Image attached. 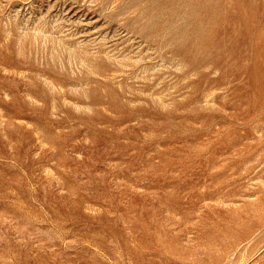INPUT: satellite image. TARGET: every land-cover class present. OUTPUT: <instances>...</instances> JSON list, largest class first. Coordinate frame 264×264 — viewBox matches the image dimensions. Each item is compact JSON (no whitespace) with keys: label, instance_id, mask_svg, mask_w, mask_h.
Returning a JSON list of instances; mask_svg holds the SVG:
<instances>
[{"label":"rangeland","instance_id":"rangeland-1","mask_svg":"<svg viewBox=\"0 0 264 264\" xmlns=\"http://www.w3.org/2000/svg\"><path fill=\"white\" fill-rule=\"evenodd\" d=\"M0 264H264V0H0Z\"/></svg>","mask_w":264,"mask_h":264}]
</instances>
